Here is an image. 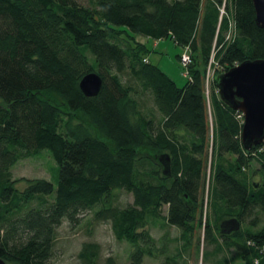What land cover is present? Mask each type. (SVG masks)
Here are the masks:
<instances>
[{
	"label": "trees",
	"instance_id": "trees-1",
	"mask_svg": "<svg viewBox=\"0 0 264 264\" xmlns=\"http://www.w3.org/2000/svg\"><path fill=\"white\" fill-rule=\"evenodd\" d=\"M89 1L90 7L76 0H0V258L51 264L57 228L92 211L95 220L110 223L117 240L130 244V264H142L145 255H157L148 221L167 205L164 219L180 229L185 244L178 254L163 247L160 264H190L185 253L192 249L198 258L199 244L191 245L198 227L213 253L224 255L223 264H229L230 249L242 264H260L264 142L243 148L241 114L220 100L216 88L219 74L264 59V29L255 23L252 0ZM229 16L237 31L232 41L226 40ZM136 35L170 38L189 50L182 86L151 63ZM195 54L219 65L209 103ZM89 72L102 78L94 97L79 88ZM141 93L154 111L142 105ZM74 116L80 122L72 124ZM44 149L58 166L56 185L38 178L19 191L12 167ZM163 154L170 175L162 172ZM254 158L259 182L247 173ZM119 190L131 193L133 202L114 205ZM33 200L36 205L27 207ZM205 200L213 218L223 219L219 224L203 213ZM231 218L239 230L222 234L220 223ZM207 255L201 251L202 261ZM79 257L82 264H99V245H85ZM104 264L118 262L108 257Z\"/></svg>",
	"mask_w": 264,
	"mask_h": 264
},
{
	"label": "rangeland",
	"instance_id": "rangeland-1",
	"mask_svg": "<svg viewBox=\"0 0 264 264\" xmlns=\"http://www.w3.org/2000/svg\"><path fill=\"white\" fill-rule=\"evenodd\" d=\"M79 4L90 7L89 0H76ZM224 10H220V14H224ZM228 29L226 31V40L232 41L237 37V31L232 18L229 16ZM136 41L143 45H147L149 52V59L151 63L158 65L168 76H170L178 86H182L187 75V67L182 65L181 54L184 53V48L176 45L172 39L166 38L160 41L147 39L144 36L136 35ZM155 44V45H154ZM180 55V57H178ZM190 61L191 56L189 53ZM195 65L205 73L206 91L205 98L210 102V94L212 90V81L219 73V65L211 56L205 63L201 56L195 54ZM188 66V65H187ZM221 69V68H220ZM127 76H123L122 81H126ZM140 101L143 106L154 111L152 100L147 93L140 94ZM79 114V113H78ZM82 119H87L84 115ZM80 122L76 116L72 119V124ZM209 132L212 133L213 121L211 114H208ZM256 157V156H254ZM260 162L254 158L250 162V167L247 170L249 179L253 182L262 180V175L259 172ZM13 178L16 180L15 186L19 191H23L32 179L44 178L51 181L54 186L56 185L58 166L53 161L49 152L44 149L40 153L33 156H26L19 160L12 167ZM209 174V166L207 167V177ZM206 195V193H205ZM50 200V199H49ZM133 202L131 193L123 190L115 191L114 205L125 206ZM208 201H204L203 213L207 215L208 221L211 225L218 223L223 219H214L211 207ZM36 200L30 202L27 207L35 206ZM167 205L161 208L158 217H152L147 224V230L156 241V256L145 255L142 264H160L164 262V255L161 253L165 248L166 252L172 254L183 253V241L180 238V229L167 224L164 217L167 213ZM205 222V219H203ZM246 226L245 224L243 227ZM245 228V227H244ZM202 228L198 227L197 232L192 237L191 245L197 246L199 244L200 251L198 258L195 256L196 249H192L190 253H185V258L190 264H223L224 255L221 252L213 253L214 245L206 243L202 239ZM200 241L198 243V239ZM90 243L99 245V264H104L108 257L116 259L118 264H130L129 256L132 252V247L126 241L117 240L112 232L110 223L107 221H97L94 219L92 211L85 212L79 218L78 223H63L56 230L54 253L51 258V264H82L83 261L79 257L81 249ZM185 244V243H184ZM164 247V248H163ZM204 250L208 253L205 261L201 259V251ZM226 261L229 264H242L240 253L235 249L226 251ZM9 264V263H7Z\"/></svg>",
	"mask_w": 264,
	"mask_h": 264
},
{
	"label": "water",
	"instance_id": "water-1",
	"mask_svg": "<svg viewBox=\"0 0 264 264\" xmlns=\"http://www.w3.org/2000/svg\"><path fill=\"white\" fill-rule=\"evenodd\" d=\"M255 23L264 29V0H252ZM102 86V78L95 72L84 75L79 88L87 97L96 96ZM216 88L220 100L242 117L240 140L243 148L250 151L252 147L264 142V59L245 60L216 77ZM159 160L164 175L171 174L170 159L162 155ZM239 222L226 219L220 223L222 234L238 231ZM0 264H7L0 258Z\"/></svg>",
	"mask_w": 264,
	"mask_h": 264
},
{
	"label": "built area",
	"instance_id": "built-area-1",
	"mask_svg": "<svg viewBox=\"0 0 264 264\" xmlns=\"http://www.w3.org/2000/svg\"><path fill=\"white\" fill-rule=\"evenodd\" d=\"M180 60H181L183 66L187 67V65H189V63L191 61H190L189 50L188 49H185L184 53L181 54V59ZM241 118H242V121H243L242 115H241ZM263 253H264V247H263Z\"/></svg>",
	"mask_w": 264,
	"mask_h": 264
},
{
	"label": "crops",
	"instance_id": "crops-1",
	"mask_svg": "<svg viewBox=\"0 0 264 264\" xmlns=\"http://www.w3.org/2000/svg\"><path fill=\"white\" fill-rule=\"evenodd\" d=\"M155 45V44H154ZM149 59V57H148ZM150 60V59H149ZM260 264H264V258H262V260L260 261Z\"/></svg>",
	"mask_w": 264,
	"mask_h": 264
}]
</instances>
